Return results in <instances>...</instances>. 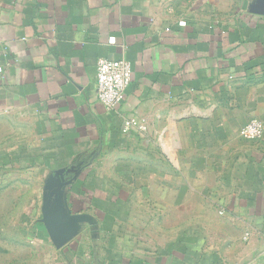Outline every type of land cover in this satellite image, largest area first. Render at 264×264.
Wrapping results in <instances>:
<instances>
[{
	"label": "crops",
	"instance_id": "crops-1",
	"mask_svg": "<svg viewBox=\"0 0 264 264\" xmlns=\"http://www.w3.org/2000/svg\"><path fill=\"white\" fill-rule=\"evenodd\" d=\"M100 59L132 67L114 111ZM253 120L264 0H0V264H264ZM52 178L77 229L61 249L42 223Z\"/></svg>",
	"mask_w": 264,
	"mask_h": 264
},
{
	"label": "built area",
	"instance_id": "built-area-1",
	"mask_svg": "<svg viewBox=\"0 0 264 264\" xmlns=\"http://www.w3.org/2000/svg\"><path fill=\"white\" fill-rule=\"evenodd\" d=\"M132 79V67L129 62L100 59L97 63L98 102L108 111L116 110L123 103ZM127 126L141 133H145L148 129L145 119L130 118ZM263 135L264 126L259 120H253L241 132L242 138L249 141L260 140Z\"/></svg>",
	"mask_w": 264,
	"mask_h": 264
},
{
	"label": "water",
	"instance_id": "water-1",
	"mask_svg": "<svg viewBox=\"0 0 264 264\" xmlns=\"http://www.w3.org/2000/svg\"><path fill=\"white\" fill-rule=\"evenodd\" d=\"M64 187V184L57 183V178H52L46 186V193L43 198L42 223L57 249L69 244L77 235V229L67 223L64 218L63 202L60 194V190Z\"/></svg>",
	"mask_w": 264,
	"mask_h": 264
},
{
	"label": "rangeland",
	"instance_id": "rangeland-1",
	"mask_svg": "<svg viewBox=\"0 0 264 264\" xmlns=\"http://www.w3.org/2000/svg\"><path fill=\"white\" fill-rule=\"evenodd\" d=\"M14 180H17V179H13V181ZM13 184H15V183H13ZM27 185H28L29 190H30V194L28 196H29V198H32L35 195L32 192L33 191L35 192L37 190V184L31 178H29ZM7 210L8 209H6V213H5L4 210H0V215L3 216V213L8 215L9 213H8ZM11 213H12V217L13 218H17V217L20 216L21 211L13 208ZM13 230H15V227H13ZM8 232H9V227L8 226H6V227L5 226H0V233L1 234L8 233Z\"/></svg>",
	"mask_w": 264,
	"mask_h": 264
}]
</instances>
